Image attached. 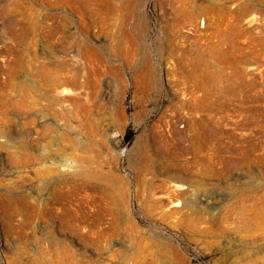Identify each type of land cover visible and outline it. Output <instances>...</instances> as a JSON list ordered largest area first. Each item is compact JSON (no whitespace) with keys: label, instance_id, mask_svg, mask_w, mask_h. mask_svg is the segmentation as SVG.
Segmentation results:
<instances>
[{"label":"rangeland","instance_id":"rangeland-1","mask_svg":"<svg viewBox=\"0 0 264 264\" xmlns=\"http://www.w3.org/2000/svg\"><path fill=\"white\" fill-rule=\"evenodd\" d=\"M78 5L0 0V264H264V0Z\"/></svg>","mask_w":264,"mask_h":264},{"label":"bare ground","instance_id":"bare-ground-1","mask_svg":"<svg viewBox=\"0 0 264 264\" xmlns=\"http://www.w3.org/2000/svg\"><path fill=\"white\" fill-rule=\"evenodd\" d=\"M180 1V3L181 2H183V0H179ZM73 2H75V3H77V4H79L78 5V8H80L81 10H85V12H86V14H88V15H90V17H92V18H95V16H96V14H98L99 13V11L100 10H102V8H101V5H102V7H104V8H107V10H105V11H108L109 9V7H111V6H109L110 5V2H111V0H73ZM102 2V3H101ZM201 6V5H200ZM187 7V6H186ZM101 8V9H100ZM181 8H184V6L183 7H178V9H181ZM201 9H202V11H204V12H208V11H210L211 10V5L210 4H207V5H203L202 7H201ZM104 10V9H103ZM105 11H103V13L105 12ZM178 11H187L186 12V19H187V21H188V23H190V25H195V19H196V16L195 15H197V14H193V11H190V10H186V9H184V10H178ZM183 13H185V12H183ZM181 14H182V12H181ZM107 15H108V12H107ZM183 15V14H182ZM185 15V14H184ZM106 16V15H105ZM233 17V16H232ZM238 18H235V20H237ZM232 29H233V22L231 21V23H227L226 25H225V28L224 29H218V33H219V35H220V38H219V43H218V45L220 46H218L219 47V49L220 48H222V50L224 49V47H223V45L225 44V42H233V40H232V38H231V32H232ZM79 44V43H78ZM231 51V50H230ZM230 53V52H229ZM228 53V54H229ZM79 55H80V53H79ZM78 59H79V57H78ZM86 59V58H85ZM81 60V59H80ZM82 63V62H81ZM74 69V68H73ZM79 70V69H78ZM74 71V70H73ZM72 72V71H71ZM80 72L81 71H77V74H75V75H73L72 76V79H71V81H72V83L74 84V85H76V86H78V87H81L82 85H84V82H80L79 81V78L81 77V76H84V75H80ZM153 75H154V73H153ZM86 84V83H85ZM152 87V86H151ZM204 86L203 85H197V92L200 90V89H202ZM204 89H205V92H204V96H202V97H197V98H195V100H196V104L195 105H191L192 104V102L189 104H183L181 107H182V109L185 111V116L186 117H188V120H189V122H191L193 125H195V124H199V121H196L195 119H193V116L197 113V112H200L203 108H205V106H204V104L208 101L209 102V98L210 97H208L209 96V94L210 93H212L211 92V89H208V87H204ZM187 93V92H186ZM194 100V99H193ZM211 102H209V104H207V105H209V108L211 107V104H210ZM74 105H75V108L76 109H78V107H79V104H78V102H77V100L75 99L74 100ZM205 110H206V108H205ZM74 111H76V110H74ZM169 124H170V126H172L171 125V123L169 122ZM175 124H176V122H175ZM174 124V125H175ZM191 124V125H192ZM51 181V180H50ZM47 184H49V183H47ZM30 197V196H29ZM36 202V201H35ZM21 203V202H20ZM23 203V202H22ZM32 203H33V201H32ZM26 205V204H25ZM10 206V205H9ZM7 207V206H6ZM23 207H25V206H23ZM9 209V208H8ZM29 210H31V209H29ZM32 211V210H31ZM33 212V211H32ZM37 213H38V211H37ZM31 215V214H30ZM35 215V214H34ZM39 215V214H38ZM15 220V219H14ZM14 223V222H13ZM12 225H14V224H12ZM16 225V224H15ZM64 251V250H63ZM51 253V252H50ZM62 253V252H61ZM47 254V253H46ZM46 257V256H45ZM65 258H63V259H59V261L57 260V262H56V264H68V262H67V257L66 256H64ZM40 258V257H39ZM47 258H49V257H47ZM55 258V257H54ZM56 258H57V256H56ZM71 258V257H70ZM43 258H41L40 260H42ZM44 260H45V258H44ZM43 260V261H44ZM48 260V259H47ZM46 260V261H47ZM61 260V261H60ZM71 260V259H70ZM49 261V260H48ZM40 262V261H39ZM45 262V261H44ZM47 263V262H46ZM50 263H52V262H50ZM45 264V263H44ZM53 264V263H52Z\"/></svg>","mask_w":264,"mask_h":264}]
</instances>
